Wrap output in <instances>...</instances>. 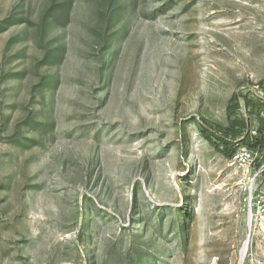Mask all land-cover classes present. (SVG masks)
<instances>
[{
  "label": "rangeland",
  "instance_id": "374dc122",
  "mask_svg": "<svg viewBox=\"0 0 264 264\" xmlns=\"http://www.w3.org/2000/svg\"><path fill=\"white\" fill-rule=\"evenodd\" d=\"M259 118L264 0H0V264H264Z\"/></svg>",
  "mask_w": 264,
  "mask_h": 264
},
{
  "label": "trees",
  "instance_id": "16d2710c",
  "mask_svg": "<svg viewBox=\"0 0 264 264\" xmlns=\"http://www.w3.org/2000/svg\"><path fill=\"white\" fill-rule=\"evenodd\" d=\"M232 106H231V110L235 111L238 107H239V102H238V98L236 95H234L233 99L231 100ZM263 106V105H261ZM262 108V107H260ZM259 129L257 131L258 136H253L252 134L248 133L244 136V138H242V140L239 142L240 146H244L246 149H248L250 152H255V151H260L263 150L264 148V118H259ZM235 123L239 126H243V127H247V123H241L238 121H234L233 125L235 126ZM220 130H224L222 129L223 127H218ZM227 130V129H226ZM208 131H206L205 133H207ZM207 139H209L211 142H213V140L207 135L206 136ZM221 143L224 145V148L228 150L233 151V148L231 144L228 143L227 140L220 138ZM217 145V144H214ZM235 146V145H234ZM236 151L234 150L233 153H235ZM231 157L233 155H230Z\"/></svg>",
  "mask_w": 264,
  "mask_h": 264
},
{
  "label": "bare ground",
  "instance_id": "6f19581e",
  "mask_svg": "<svg viewBox=\"0 0 264 264\" xmlns=\"http://www.w3.org/2000/svg\"><path fill=\"white\" fill-rule=\"evenodd\" d=\"M248 242L245 244V247H244V250H243V253L245 254L246 253V251L248 250Z\"/></svg>",
  "mask_w": 264,
  "mask_h": 264
}]
</instances>
